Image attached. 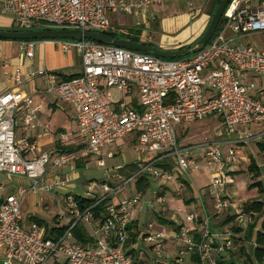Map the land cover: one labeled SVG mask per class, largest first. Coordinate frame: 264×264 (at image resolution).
<instances>
[{"label":"built area","instance_id":"built-area-1","mask_svg":"<svg viewBox=\"0 0 264 264\" xmlns=\"http://www.w3.org/2000/svg\"><path fill=\"white\" fill-rule=\"evenodd\" d=\"M152 0H0V12L12 17L17 30L80 29L109 34H127L124 28L111 25L108 14L145 16ZM188 3L191 2L188 0ZM220 30L210 41L192 55L183 58L161 57L92 40L69 38L46 39L63 53L74 50L80 59V72L66 79L44 66L38 70L22 71L15 67L7 77L16 84L44 77L48 82L43 92L58 102L71 104L78 134L83 147L52 155L47 151L27 157L25 148L15 140L19 118L28 127H34L38 106L28 94L5 90L0 93V173L23 176L30 180L25 188L17 186L6 192L0 183V264H45L50 259H62V264H144L136 254L137 240L149 243L159 254L167 239L179 243L175 257L167 264H183L185 256L197 255L187 264H221L218 255L233 249V235L227 229L213 231L209 217L196 212L185 215L184 224L169 233L139 232L132 225L131 211L140 199L137 193L128 199L110 200L129 180L151 175L154 178L174 180L179 187L180 176L201 164L215 168L210 177L208 194L214 198V207L223 209L230 203L220 190L231 178L229 166L237 163V147L253 138L264 139V90H253L251 77L264 75V50L236 40L246 34L264 31V2L252 7L251 0H230L225 7ZM148 18L154 20L151 13ZM35 40H23L20 52L26 58L34 54ZM4 66H7L4 63ZM118 91L119 100L113 101L110 89ZM136 98L137 106L131 103ZM209 115H217L221 130L233 136L223 141H206L200 145L178 142L177 127L187 126ZM260 126V130L253 127ZM47 126H43L46 130ZM136 133L134 151L141 158L137 170L127 177L118 173L120 181L110 184V176L87 185L83 197L93 202L80 209L75 195L65 194L63 205L54 216L56 227H64L57 237L47 235L46 227L32 223L23 228L21 205L28 193L50 192L52 187L66 185L70 177L42 183L48 168H60L83 156L94 157L99 166L105 157L102 150L117 139ZM61 140H66L62 135ZM196 154L201 164L196 159ZM165 165V166H164ZM117 168V167H116ZM96 188L101 194L96 193ZM205 194H203L204 196ZM164 202L161 195L151 200ZM262 201L264 202V196ZM103 202L100 216L94 217L93 207ZM150 203V202H148ZM246 224L243 212L236 217ZM81 224L88 236L78 241L73 234ZM138 233L135 239L130 234ZM198 233L196 239L194 234ZM131 240V241H130ZM130 241V243H129ZM127 243H129L127 245ZM151 264H165L154 260Z\"/></svg>","mask_w":264,"mask_h":264},{"label":"rangeland","instance_id":"rangeland-1","mask_svg":"<svg viewBox=\"0 0 264 264\" xmlns=\"http://www.w3.org/2000/svg\"><path fill=\"white\" fill-rule=\"evenodd\" d=\"M189 1L191 2V4L188 3V0H175V2L179 6H183L184 8H191L192 0ZM204 7H207V2L202 4L201 10H204ZM0 19L6 23V25H0V30L9 31L16 29L14 26H12V24H9L10 20L12 22V17L10 15L1 13ZM132 19L136 25H139L144 21L141 15H133ZM114 21H112V23ZM143 28L145 29H142V31L144 30L149 34L153 32L151 29L149 30L145 26ZM37 47L38 45L36 46V48ZM43 53L46 67L55 65L61 66L62 68L68 67L66 71H68L69 69H78V57L74 50L63 53L55 45L46 44L44 46ZM251 82L253 84V90H264V75H261V77H254ZM110 93L113 101L119 100L118 91L116 89H110ZM177 129L178 142H183L184 144L189 145H200L206 141L216 142L233 136V134H228L221 130L220 120L217 115H209L204 119L192 122L184 127H180L179 125ZM257 129L260 130V126L253 127L252 131L256 133V131L254 130ZM130 135L131 134H126L123 136V138H121V140L120 138L116 140V142L119 141V145L122 144V146H125V148L122 149V155H124V152L125 154H127L129 150L132 151V147L131 145H129ZM263 141L264 139L257 141L254 138L248 141V143L242 150L240 157L238 156L237 163L231 165V169L234 170L226 173L232 176L233 181L232 183H226L225 185H223L220 190L221 196L225 197V199H227V201L230 203L229 207L227 208L216 209L214 207V198L211 197L207 191L211 174L215 170V168L208 169L204 167L198 158V154H196L195 157L198 163L201 165L197 168L191 169L190 173L187 176L179 177L178 182L182 183L180 187L174 180L170 181L160 178H154L151 175L147 174V187L145 189L138 191V189L136 188V180L131 179L126 185H123L122 188L112 194L110 200L115 202L118 199L125 200L137 193L140 194L139 201L135 204L134 209H132L131 211V216L136 221L137 228L140 233L158 232L159 230L164 233H169L171 229H175L177 226L184 224L185 215L188 212H196L197 214H200L202 216L206 215L209 217V226L211 229L216 228V230L214 231L227 229L233 235L234 248L232 250L226 249L224 252L218 255V257L223 256L225 260L233 258L236 262L241 263V261L244 260V256L243 252H241L239 249L243 247L244 252L250 254L253 246L249 241L242 240L241 238L237 239L238 236H236V234L243 235L245 230H247L248 225L255 222L256 219L255 215H249V213H245L243 211V207L246 203H250L253 200H262L264 196V193L260 192L258 186H250L251 183H253L256 179L261 182V186L264 188V150H260L258 146V143ZM115 143L112 144V146H114ZM102 156H106L104 149L102 150ZM250 159H252L254 164L258 166V170L260 172L259 176L256 178H251L252 174L247 170ZM120 161L121 156H116L111 160H107L106 164L107 167H109L107 171L104 165H96L97 160L95 162L94 157L91 158L90 156H83V158H79V160L74 161L77 169H82L81 167L86 166V168H83L82 171H77L76 173L78 175L82 174L83 176H81L82 178L78 180L79 184L74 192H76V194L79 193V195H81L82 197L84 196L87 184L91 183V181H85L86 178L98 179L101 176L105 177L106 175L111 177L110 180H113L114 178H112V176L115 171L122 175L124 173L123 167L120 170V167L117 166V168L119 169L118 171L116 169H113L114 167H112ZM89 162L90 164L87 166ZM48 166L49 165L45 166L46 172L43 176L42 183H51L53 181L52 179L54 175L58 174V172H60L61 170H59V168H48ZM126 166L130 167L132 165ZM127 172H131V169H128ZM125 175H127V173ZM0 183L3 184L5 189H11L16 185H22L25 188L28 187H26V185L28 184V179L26 177L17 175L8 176L4 173H0ZM162 188L163 190H161ZM95 190L98 195L101 194V191L98 188H96ZM13 191H15V189L9 190V192ZM48 193H51V191L47 193L44 192L43 194H41L40 192H37L35 194L28 193V195L25 197L21 205L22 217L24 219L21 220L23 228H27V225L29 223H27L25 219H28L30 216H34L36 218L44 220L47 223V227L53 225L54 216L58 211V207L62 205V202L61 204L58 203L57 201H55V199H52V197H50V194ZM203 194L205 195L203 196ZM31 195H34L35 197ZM39 195H45V201H43L42 203L38 200H35L39 197ZM156 195H161L163 197L164 202L162 204H157L154 201H151ZM239 212H243L245 214V217L248 219L246 224L235 219L236 215ZM230 217L233 218L231 220H228L230 219ZM159 218L165 220V222L162 220L160 221ZM81 222L82 221H79L76 224V228H81L83 230L84 228ZM44 225L46 226V224ZM233 226L241 228V232L236 233L232 229ZM178 246V242L173 241L172 239H167L165 241L163 250L159 254H157L152 251L149 243H144L141 239H138L136 254L140 252L139 257L143 260L144 264H151L154 260H158L167 264L171 260L169 259L170 257L176 256ZM194 256H196L195 259H193ZM196 260L197 255L185 256L183 258V264H187L190 261ZM62 262V259H58L57 261L50 259L45 264H62Z\"/></svg>","mask_w":264,"mask_h":264},{"label":"crops","instance_id":"crops-1","mask_svg":"<svg viewBox=\"0 0 264 264\" xmlns=\"http://www.w3.org/2000/svg\"><path fill=\"white\" fill-rule=\"evenodd\" d=\"M152 2L153 3L150 6L148 12L146 13L145 16H143L144 19L143 23L139 25H136L133 22L132 16L109 13L108 19L111 25H113L114 27L124 28L128 31L127 34L115 33L114 37L129 39L134 42L144 43L164 50H173V49L181 48L182 46L193 43L196 39H198L201 36L217 4L219 3V0H192L191 8L190 7L184 8L183 6H179L175 2V0H152ZM205 2H207V7H204V10H201L202 4ZM262 2H264V0H251V6L252 7L260 6ZM151 13H154L156 15V18L154 20L148 18V15H150ZM112 21L114 22L112 23ZM4 24L6 25V23L0 19V25H4ZM9 24L10 25L12 24L11 20ZM144 26L149 30L151 29L153 32L149 34L144 30L142 31V29H145L143 28ZM236 43L250 44L254 47L264 50V31H256L246 34L238 38L236 40ZM20 44H21L20 40H9V39L0 40V93L5 90H11L14 92L31 95L33 97L34 105L38 106L36 117L33 121L34 127L31 128L24 125L22 123V120L19 118L17 127L15 129V140L19 142L20 145H27V144L35 145V149L32 151L28 150V148H25L23 154L27 157H31L34 154L47 151L49 153H52V155H54L61 151L80 149V147L82 148L84 141L83 138L78 134L77 124L74 117V110L71 104L67 102H58L56 101L53 95L43 92L42 89H44L48 84V82L44 77H35L23 81L20 84H16L12 79H9L7 77L8 74L12 73L15 67H19L22 71H26V70L35 71L45 66L46 63L43 53L44 46L46 44L50 45L52 43L45 42L44 39L35 40L34 54L32 58H26L21 54ZM37 45L38 47L36 48ZM77 57H78L77 70L69 69L68 71H66L68 67L62 68L61 66H56V65L49 67L45 66V68L48 69L49 71H54L61 74L62 77L76 75L80 72V68H81L79 56L77 55ZM183 57H187V56H183ZM4 63H6L7 66H4ZM253 78L254 77H251V80H253ZM131 102L133 106H137L136 98H132ZM44 125L47 126L46 130L43 129ZM261 126H264V122L261 123ZM129 134H131L129 136L130 137L129 145H131L132 151L129 150L127 154H125L124 152V155H122V149L125 148V146H122V144L119 145L118 144L119 141L116 142L114 146L110 145L104 148L105 153L108 152L113 153V157L111 158L105 157L104 159V166L106 168V171L109 169V167H107L106 164L107 160H111L116 156L117 157L121 156V161L112 166L114 167L113 169H116L117 171L119 170L118 168H116L117 166L120 167V170L123 167L124 173L122 175H120L116 171L114 172V173H118V175L121 177L131 175L132 173H134L137 170L139 163L145 158V157L141 158L134 151V145L136 142L137 134L136 133H129ZM62 135H66V140L63 141L60 139ZM245 146L246 144L239 145L237 147V154L239 157ZM79 158H83V157H79ZM79 158L75 159L74 161L79 160ZM74 161L63 166L62 167L63 169L60 167L59 170L61 169L60 170L61 173L58 172V174H55L52 179L54 181L55 179L63 178L64 175H68L70 177L69 182L62 187H52L50 190L51 193H48L50 194V197H52V199H55V201H57L58 203L61 204L62 202V205L64 203L65 194L69 193L73 195H79V193L76 194V192L74 191L79 184L78 180H80L82 178L81 176L83 175L82 174L78 175L76 173L77 171H82L83 168H86V166L81 167L82 169H77ZM89 164L90 162L87 164V166ZM96 165L99 166L98 164ZM126 165H132V166H130L131 167L130 168L127 167ZM231 168L232 166H229L226 172L228 173L234 170ZM128 169H131V172L128 173L127 172ZM126 173L128 174L125 175ZM228 176L232 179L231 175L228 174ZM103 178L104 176L103 177L101 176L98 179L86 178L85 181L87 182L102 181ZM119 181L120 179L114 178L113 180H110V184L115 185ZM232 182L233 181L231 180V182L229 183ZM29 185H30V180L28 179V184L26 185V187ZM17 186H22V185H16L11 189H5V191L8 192L9 190L15 189ZM161 190H163V188ZM39 192L43 194L45 191H39ZM31 196L35 197L34 195ZM44 197L45 195H39V197L35 200H38L39 202L42 203L43 201H45ZM37 219L39 220V218H36L34 216H30L28 219H25V221L29 223L27 225V228L30 227L32 223H37L36 222ZM51 226L56 227V226H60V224L56 225L55 223H53V225ZM212 230L214 231L216 230V228H212ZM2 258H3V254L0 251V262Z\"/></svg>","mask_w":264,"mask_h":264},{"label":"trees","instance_id":"trees-1","mask_svg":"<svg viewBox=\"0 0 264 264\" xmlns=\"http://www.w3.org/2000/svg\"><path fill=\"white\" fill-rule=\"evenodd\" d=\"M222 22H223V17L221 16V18L219 20V23L217 25V28H216V32L218 30H220ZM13 30H17V29H13ZM0 40H2V39H0ZM193 43H190L188 45L182 46L181 48L190 47ZM200 48L201 47H199L198 49H200ZM146 53H148V52H146ZM178 58H183V57H178ZM169 59H173V58H169ZM73 76L72 75L68 76V77H66V79L72 78ZM258 146H259L260 150H264V141L263 142H259ZM247 170H248V172H250L252 174L251 178H256L260 174V172L258 170V166L256 164H254L252 159H250V163L248 165V169ZM250 186L251 187L252 186H258L260 192L264 193V188L261 186V182L259 180L255 179L254 182L251 183ZM146 187H147L146 177L145 176L139 177L136 180V188L138 189V191H141V190L145 189ZM160 194H162V193H160ZM75 200L77 201L80 209H82V210L84 208H86L87 206H89L93 202L91 199L82 197L81 195H75ZM102 203L103 202H101V203L97 204L95 207H93L92 211H93L94 217L100 216V212L103 209V204ZM243 211L245 213H249V215L250 214L251 215L252 214L255 215L256 219H255V222H253L250 225H248L247 230H245L243 235L236 234V236H238L237 239L241 238L242 240L249 241L252 244V246H253L252 247V251L249 254L247 252H244L243 247H241L239 250L241 252H243V256H244V260H242L241 263L236 262L233 258H231L229 260H225V258L223 256H221L218 259L219 263H221V264H264V202L262 200H253L250 203H247V204L244 205ZM232 218L233 217H230V219H228V220H231ZM159 220L160 221L162 220V221L165 222V220H163V219L159 218ZM257 220H258V222H257ZM36 222H37V224L43 225V226H45L44 224H46L45 227H46V230H47V235L50 236V237H53V238L55 236L57 237L58 235H60V233H62V231H64V227H62V226L61 227H53V226L47 227V223L44 220H41V219H39V220L37 219ZM132 225L135 226V228H136L137 227L136 221L132 222ZM177 227L179 228V226H177ZM232 229L236 233H239L242 230L241 228L235 227V226H233ZM73 234H74V237L80 242H85L88 239V236L85 233L84 229L82 230L81 228H76L75 227L73 229ZM137 234L138 233H136V232L130 234V238L132 240L135 239ZM194 237L196 239H198L199 234L195 232ZM130 241H129V243H130ZM129 243H127V245ZM195 258H196V256L193 257V259H195Z\"/></svg>","mask_w":264,"mask_h":264},{"label":"water","instance_id":"water-1","mask_svg":"<svg viewBox=\"0 0 264 264\" xmlns=\"http://www.w3.org/2000/svg\"><path fill=\"white\" fill-rule=\"evenodd\" d=\"M230 0H219L203 34L190 46L173 50L159 49L155 46L147 45L140 42H134L129 39L115 38L109 34L96 31H82L80 29H29V30H0V39L9 40H41L55 38H69L74 40L87 39L97 43L111 44L127 49L148 52L149 54L161 58H178L193 54L199 47L205 46L216 31L219 20L223 11Z\"/></svg>","mask_w":264,"mask_h":264}]
</instances>
